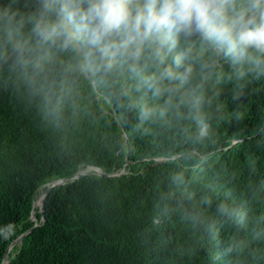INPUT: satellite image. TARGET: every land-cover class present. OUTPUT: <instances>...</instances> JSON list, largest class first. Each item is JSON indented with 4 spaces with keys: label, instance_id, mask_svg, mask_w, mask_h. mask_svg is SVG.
<instances>
[{
    "label": "trees",
    "instance_id": "obj_1",
    "mask_svg": "<svg viewBox=\"0 0 264 264\" xmlns=\"http://www.w3.org/2000/svg\"><path fill=\"white\" fill-rule=\"evenodd\" d=\"M218 71L230 69L221 62ZM121 85L130 97L117 100L76 80L57 121L0 80V263L31 228L46 184L93 168L103 174L87 170L52 189L4 264H264V81L241 89L210 79L211 132L201 141L186 107L183 119L170 113L141 125L135 81ZM178 174L183 183L173 182ZM220 204L243 220L219 214Z\"/></svg>",
    "mask_w": 264,
    "mask_h": 264
},
{
    "label": "clouds",
    "instance_id": "obj_2",
    "mask_svg": "<svg viewBox=\"0 0 264 264\" xmlns=\"http://www.w3.org/2000/svg\"><path fill=\"white\" fill-rule=\"evenodd\" d=\"M221 62L229 73L218 71ZM125 76L141 94L132 105L141 125L170 113L183 119L186 107L194 139L207 138L209 80H235L241 89L264 81V0H0V80L42 114L62 119L81 78L129 98L123 85L115 89ZM173 182L183 183L182 174ZM217 211L243 220L225 204Z\"/></svg>",
    "mask_w": 264,
    "mask_h": 264
},
{
    "label": "water",
    "instance_id": "obj_3",
    "mask_svg": "<svg viewBox=\"0 0 264 264\" xmlns=\"http://www.w3.org/2000/svg\"><path fill=\"white\" fill-rule=\"evenodd\" d=\"M121 130H123L121 128ZM238 143V141H234L231 145L234 146ZM230 147V148H231ZM176 158V157H174ZM174 158H169V159H165V160H157L156 163L158 164H161V163H166L168 161H171L173 160ZM124 168V165L121 166L118 170H122ZM95 170V169H94ZM117 171H111L110 173L107 174V176H115L117 174ZM96 175H102L103 173L100 171V170H95L94 172ZM87 174V170H84V171H78L76 172L74 175H70V176H65V177H60V178H57L53 181H51L50 183L46 184L45 186V189L44 191L41 193L43 194V199H42V202L40 203L39 205V208L37 209L36 213L34 215H32V226L31 228L24 234L18 236L16 239H14L7 247V249L5 250L4 254H3V257H2V261L0 264H4V261L7 259L8 257V254H9V251L10 249L12 248V246L17 243L18 241H20L24 236H26L30 231H32L37 225H38V221H37V216L39 213L42 214V211H43V206H44V202H45V199L46 197L48 196V194L52 191L53 188L59 186V185H62L64 184L65 182L73 179V178H76V177H79V176H83V175H86ZM34 198V197H33ZM32 198V199H33ZM32 201V200H31ZM42 219V217H41Z\"/></svg>",
    "mask_w": 264,
    "mask_h": 264
},
{
    "label": "bare ground",
    "instance_id": "obj_4",
    "mask_svg": "<svg viewBox=\"0 0 264 264\" xmlns=\"http://www.w3.org/2000/svg\"><path fill=\"white\" fill-rule=\"evenodd\" d=\"M94 172V171H93ZM35 198V197H34ZM34 198H33V200H34ZM42 199H43V194L38 198V199H36V201H35V207H38L39 205H40V203L42 202ZM32 200V201H33ZM32 205V204H31ZM32 211H33V209H32Z\"/></svg>",
    "mask_w": 264,
    "mask_h": 264
},
{
    "label": "rangeland",
    "instance_id": "obj_5",
    "mask_svg": "<svg viewBox=\"0 0 264 264\" xmlns=\"http://www.w3.org/2000/svg\"><path fill=\"white\" fill-rule=\"evenodd\" d=\"M42 195V194H41ZM40 195V196H41ZM39 207H36V209L35 210H33L32 212H33V215L36 213V211H37V209H38ZM32 210V209H31Z\"/></svg>",
    "mask_w": 264,
    "mask_h": 264
}]
</instances>
